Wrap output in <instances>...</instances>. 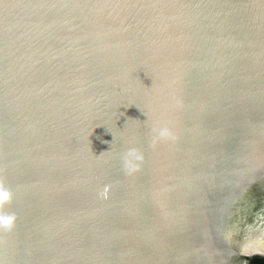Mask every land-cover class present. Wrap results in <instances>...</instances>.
Instances as JSON below:
<instances>
[{"label": "water", "instance_id": "water-1", "mask_svg": "<svg viewBox=\"0 0 264 264\" xmlns=\"http://www.w3.org/2000/svg\"><path fill=\"white\" fill-rule=\"evenodd\" d=\"M0 183V264L264 258V0H0Z\"/></svg>", "mask_w": 264, "mask_h": 264}, {"label": "clouds", "instance_id": "clouds-1", "mask_svg": "<svg viewBox=\"0 0 264 264\" xmlns=\"http://www.w3.org/2000/svg\"><path fill=\"white\" fill-rule=\"evenodd\" d=\"M155 135L153 136V142L155 143L159 139H165L171 136V131L168 127H160L153 130ZM143 156L135 147L127 149L123 157L124 167L129 172L135 171L139 168V162L142 161ZM107 190H105L106 192ZM11 200L10 191L0 183V230H11L14 227L16 216L13 213H7L3 211L4 206Z\"/></svg>", "mask_w": 264, "mask_h": 264}, {"label": "trees", "instance_id": "trees-1", "mask_svg": "<svg viewBox=\"0 0 264 264\" xmlns=\"http://www.w3.org/2000/svg\"><path fill=\"white\" fill-rule=\"evenodd\" d=\"M250 264H264V258L263 257H254L250 259Z\"/></svg>", "mask_w": 264, "mask_h": 264}]
</instances>
